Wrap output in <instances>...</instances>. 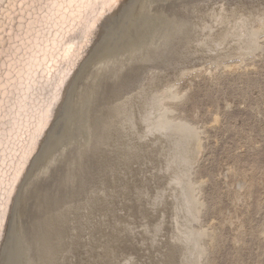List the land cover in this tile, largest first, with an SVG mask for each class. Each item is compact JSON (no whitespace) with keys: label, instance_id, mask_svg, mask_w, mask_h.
I'll list each match as a JSON object with an SVG mask.
<instances>
[{"label":"bare ground","instance_id":"obj_1","mask_svg":"<svg viewBox=\"0 0 264 264\" xmlns=\"http://www.w3.org/2000/svg\"><path fill=\"white\" fill-rule=\"evenodd\" d=\"M156 1L157 0H116V2L114 4H111V0H92L90 7H85L83 10H80V9L77 10V12L79 14L76 17L75 23H67L63 19H59L57 22H53L51 17H54L56 15V12H59V9L55 10V12H52L51 17L42 18V20L38 22V30L30 28V26L27 24V22H25L23 29H21V34L26 39L30 36V34L32 32H35L36 34L34 36H31V40H32L31 45L25 46L23 41L19 42L21 45V48L23 49V51H22L23 59L20 62V66H19L20 71L17 73V75L15 77L17 83L15 85H12L9 87V89H8V91L4 97V106L6 109L4 119L6 122H8L9 117H11V120L8 123L5 130L12 136V140L14 141L15 145L17 146V150L20 151L21 156H24L25 154H27L30 157V159L25 161L26 167L24 169L25 175L23 177V182L18 185L14 202L10 206L9 214L6 216V218L3 222V226L0 227V264H32V263L37 264V262L39 260L42 261L41 264H44V262L47 263L48 261H50L51 260L50 258L55 257V256L52 257L53 252H55V251L58 252V249L55 250V247H56V244L60 243V241L57 243V240H58V236H60L59 235V232H61L60 230L63 229V223L64 222H62L63 221L62 219L65 218V215H64V218L62 217L63 210H62V212L60 211L63 207L61 204L62 202L60 203V205L58 203L60 202L59 199L61 197L60 195L62 194L60 191L63 188V187L61 188V186L63 184V180L65 178L67 179V176L66 177L64 176V174H63L64 170H63V173L60 171L62 174L58 173V174L62 175V176L58 175V176H60V180L58 178L55 180L52 179L53 182H46L45 181L46 178L44 179L42 177H44L45 175L47 176L49 174L52 175L53 172L56 170V168L58 166L57 164L59 163V161L61 160V162H62V160H64L65 158H66L65 159L66 164H68V166H67L69 169L68 171L69 172L74 171L76 173L78 172V170L81 167L82 168L84 167V170H85L86 167L88 168L89 166H91L93 164V161H95V159H96L95 151L98 150L97 146L102 145L104 140L108 139V138H105V136H106L105 130L109 128L107 125L109 124L110 120L113 118V117L111 118V115H113V114H110L113 111L110 112L111 111V110H109L110 107H108L107 104L109 102V99L111 98L112 93L114 95L115 94L114 92L118 88L116 86L117 88L115 89V87L113 85H110L108 83L109 81H107V80H111L112 77L123 67V65H128V64H126V62L130 58H134V56L137 58H141V55H140V57L138 55V54H140V53H138V51L141 50L143 46H145L144 44H146L145 43L146 40H148V38L152 36V35L150 36L148 34V30L150 29L149 28V22H148L149 21L148 20V17H149L148 13L150 11L148 12V9L150 7H154L153 5H155L154 2H156ZM172 1H175V0H172ZM165 2H167V1H165ZM168 2H170V1H168ZM231 2H232V0H231ZM231 2H230V4L232 5ZM156 3H157L156 4V6H157L161 2L157 1ZM176 4H177V2H176ZM183 4L184 3H182V5ZM227 4H229V3H227ZM233 4H234V2H233ZM260 4L263 5V3H261V2H260ZM172 5H175V4L171 3L170 6L167 5V9L164 7H161V4H160V6L158 5L159 9L162 11L160 13V15L166 13V14H164V16L165 17L167 16L166 20L168 18L171 20V21L167 20V22L169 21L170 25L172 23L171 26L173 27L171 32H170V30L167 31L168 33L170 32V35L167 34V36H169V37L168 38L166 37L167 40L165 39V43L163 42V44H162V42L160 41L161 44L163 45V47L160 49L161 45L159 46V44H157L159 46V49H160L159 51L157 50V52H156V48H157L156 46L157 45H155L156 48H153V49L151 48L149 50L150 54H148V55L149 56L151 54L153 55V57L150 56V58L156 59V60H158V62L160 61L161 63L169 64L174 59L177 61L178 58H176V57H178V55L180 53H181V55L183 53L184 60H185V58H187L188 59L187 62H189V58H191L189 56H192V58H193V56H195V54L198 55L199 53H201V54H199L200 57H204V58L202 59L199 57L198 59H201L200 61L208 63L209 66H210V64H213V66H214V64L222 65V59H223L224 55L227 54L225 52L228 50H225V52H223L222 49H219V51H222L223 53H225L224 55L222 54V52L218 53V50H216L217 54L215 56H212L210 54L211 55V57H210L208 55L205 56L206 54L204 53V50H202L201 48H203V49L204 48L205 49L211 48L212 49V46H213V49H216V47H218V46H219L218 48H222V46L224 44H225V46L228 45L227 42L228 41L231 42L230 41L231 39H235L238 42V47L233 48L235 51H236V49L242 50V49H249L252 47L255 48L256 46L253 43L254 39L258 36H264V12L261 11L262 13L260 12L258 14L257 11H254L258 14V15L256 14L257 15L256 17H258L259 21L257 20V18L255 20L254 19L255 17L252 18L251 13L253 12L255 4L252 5V3L249 2L248 0H247V2L237 1V4L235 3L233 8H231L232 6L229 5L230 7L228 6L227 10H225L223 7L218 6L219 8H217V9L223 8L225 10V12L224 11L221 12L222 10L220 11V13L215 12L216 14H214L213 18H216L215 20H217V22L216 21L215 22L218 24H216L213 21L216 24L215 25V24L211 23V25L213 24L214 28L209 26L210 28H212V29H209V27H208L209 24L207 22H205L203 20L201 22V23L205 22L208 24V25L205 24L207 26L204 25L205 29H207V28L209 29V32H207V34H202L203 32L200 31V27L202 28L204 26L195 27L194 24H191L193 20L189 23L192 26H190V25L188 26L187 24L189 22V19H191V18L188 19L189 14L186 13V15H184V14L182 15L179 13L180 12L179 11L178 12L180 14L179 15L175 11V9L177 7L175 8ZM178 5H180V3L177 4V6ZM218 5H220V3ZM162 6H164L163 2H162ZM165 6H166V4H165ZM215 6H217V5H215ZM257 6L259 7L260 5H257ZM257 6H255V8H257ZM208 7H209V5H208ZM184 8H187V7H184ZM211 8L214 9L213 6H211L210 9ZM259 8H257V9H259ZM263 8H264V6H263ZM157 9H156V11L159 10V9L158 10ZM180 9H182V8H180ZM205 9H207V8H205ZM184 10H186V9H184ZM216 10H212V11L214 12ZM261 10H263V9L261 8ZM119 13H121L120 16H118ZM210 13L209 14L207 13V15L211 16ZM117 16L119 18L116 20ZM156 16H157V14H156ZM157 17H155L156 20L159 18V17L158 18ZM194 17H193V19H194ZM213 18H210V19L212 20ZM251 18L254 19L255 21H257L256 24L253 23L255 21L251 22ZM152 19L153 18H151V22H152ZM155 19H153V20H155ZM158 20H160V18ZM163 20H162V22H163ZM18 21H19V18H18ZM152 23H154V22H152ZM155 23H156V21H155ZM160 23L161 22H159V26H161L163 24V23L162 24H160ZM251 23H253V24H251ZM111 24H112V28L107 33L106 30L108 29V27ZM184 24H186V25H184ZM254 24H255V26H254ZM164 25H166V24H164ZM201 25H203V24H201ZM250 25H253V26L251 27ZM151 26H153V25L151 24ZM156 26L159 27L158 25H156ZM161 28H162L161 31L163 32V29H164L163 26ZM203 29L204 28H202V31H203ZM153 30H154V28H153ZM204 31L206 32V30H204ZM104 32H106L107 34L102 39L101 37H102V35H104ZM156 32H157V30H156ZM45 33H47V35H45ZM151 34H152V30H151ZM160 35L162 36L161 33H160ZM165 35H166V33H165ZM165 35L163 34L164 38H165ZM155 36H157V33ZM195 36H196L195 42H194L195 47L192 46V48H190L191 49L190 50L189 49V44H190L189 42H191L192 39L194 40ZM100 39H102L101 43L99 44V46L97 47V49L93 53V55L91 57H89L90 53L93 51V48L97 45V43ZM154 39H157V38H154ZM158 39L160 40V38H158ZM235 40L234 41L232 40V41L235 42ZM151 41H152V39H151ZM148 43H150V41L147 42V44ZM155 43H157V42H155ZM197 44H198V46H196ZM236 44L237 43L235 42V45ZM148 45H150V44H148ZM151 45H153V44H151ZM220 45H221V47H220ZM230 45H232V44H230ZM32 49H35L36 52L34 53L32 51ZM145 49H146V47H145ZM145 49H144V52H146L148 50V49H146V51H145ZM213 49L211 52H213ZM225 49H227V48H225ZM253 50L255 51V49H253ZM142 51H143V49H142ZM153 51L156 53H151ZM246 51H247L246 53L248 54V52H250V49H249V51L248 50H246ZM202 52H203V55H202ZM36 53H44L45 55L37 56ZM53 53H55L54 59H53ZM94 54H95V56H94ZM143 54L146 57H149L145 53H143ZM143 54H142V57L144 56ZM248 55L243 54L242 57H245ZM230 56H233V55H230ZM235 56L237 57V54ZM45 58H47L48 63L51 65V67H43L42 71H39V72L36 71L35 69H39L42 67L43 60ZM137 58H135V59H137ZM150 58H148L147 60L149 61ZM228 58H230V57H228ZM36 59H39L41 61V63L37 64ZM224 59H225V57H224ZM130 60H132V59H130ZM142 60H144V57L142 58ZM156 60H154V62ZM134 61H136V60H134ZM198 61L199 60H197V62ZM138 62H140V61H138ZM149 62H151V61H149ZM130 63H131V61L129 62V65H130ZM135 63H137V62H135ZM135 63H133V65H135ZM153 63H152V66H153ZM240 63H242V62H240ZM146 64L148 65V62ZM143 65H144V63H143ZM154 65H156V64H154ZM141 66H142V64H141ZM141 66L139 68H141ZM186 66H187V64H186ZM135 67H136V65H135ZM145 67L147 68V66H145ZM148 67H150V66L148 65ZM187 67L189 68V65ZM187 67H186V69H187ZM127 69H129V67ZM133 69L134 68H132V70ZM142 70H144V69H142ZM176 72L169 74V77L166 79V83L164 82L165 83L164 86L167 88H169V86H170L172 92L170 91V89H163L162 90L163 92L165 90L166 91L168 90L170 92L168 94H166L168 91L164 92V95L160 93L161 95H163L162 97L166 96L168 101H166V100L165 101L168 103L170 102V104H171V102L174 101V99H176L175 98L176 95L174 94L175 90H172V88L174 87L173 85L175 83H177V82L174 83V81H176L177 77H178V79H180L179 77L183 73L182 72V73L178 74ZM128 73H126V74H128ZM217 73H218L217 70L216 71L213 70V72H211V71L209 72V75L211 77H214L217 75ZM122 75H123V73H122ZM138 75H140V73ZM128 76L133 77V74L132 75L130 74ZM109 77H111V79ZM116 78H114V79H116ZM119 78L121 80V77H119ZM125 79H123V80H125ZM61 81L63 83H61ZM121 81L119 83H121ZM113 82H115V81H113ZM126 83H127V80H126L125 84ZM175 85H177V84H175ZM138 87H139V85H138ZM150 87H151V85H150ZM154 89L155 88H153L152 90H154ZM123 90H124V88H123ZM159 90L160 89H158V91ZM150 91H149V93H150ZM156 93L159 94L157 91L154 92V94H151V93L150 94H151V96L153 95L154 98H156V96H158V95H155ZM121 95H123V94H121ZM125 96H126V94H125ZM125 96H124V98H126ZM151 96H150V100L148 97L147 98L145 97V99H144L145 101H143V103L142 102L139 103V104H141L142 107H144V108H142L144 111L139 109V112H138V109H137V110H132L131 114H129L130 118H129V120L127 119L128 120V127L126 128L128 132L125 131L124 135L121 133L122 136L121 135L120 136L121 137L126 136V138L128 136L131 137L132 134H129V133L130 132L132 133L133 130H135L136 132L135 133L133 132V134L135 135L136 138L134 137L135 139L133 140V142L132 141H130V142L124 141L125 143L121 142V143H123L122 144L123 149L120 148L119 150H120L122 155L125 153H126L125 155L129 154L128 156H125V158L126 157L132 158V156H135V155L138 156L140 154H145L147 152L151 156H153L152 154H154L155 156L156 155L159 156V154L161 153L159 157L164 158L162 161H164L165 164H167V167L165 166V169H166V174L168 176L162 182V187H160L161 184L158 186L159 188L157 187V191H160L162 188H165V189H162L160 193H163V191L165 193V191L167 190V193L168 192L170 193L168 195L171 196V198L173 200V205H172V203H171L172 206L170 205L172 213L170 216L168 215V217H169L168 220L170 221L169 224L172 226V228H171L169 225V228L172 229L171 230L172 231V234H171L172 238L170 237L171 241L169 240L170 242H169V244H167L168 246L166 245L167 248L164 246L166 249L169 248L166 252V256H168L167 262H168V264H176L175 262H177V263L179 262L180 264H207V262H209L207 260L208 254L211 252L212 247L210 245H207V244L204 245L201 242L204 229L202 228L203 232L201 233V231H202L200 229L201 225H199L195 228H192L190 226L191 223H196L197 220L200 219L198 217L199 215H201V217L203 216L204 208H205L204 207L205 205L203 203L200 204L196 198L198 192L196 191L195 185L193 184L194 183L193 177L195 174L193 172L194 167L193 168L191 167L193 164L191 166L190 165L187 166L186 174H185V172L184 173L182 172V171H184L183 168L186 165H188L187 164L188 161L191 160L190 156H191V154L193 155V153H192V152H194L193 149L194 150H196L197 148L201 149L200 148L201 147L200 146L201 145L200 144L201 139L199 138V135H198L199 132L197 133V129L195 130V128H197V126L194 122L183 123V122H181V120L176 119L173 116V112L175 113V110L173 111V109L170 108L171 107L170 104L164 105L163 102H165V101H162L161 104H163V105H161L159 102L158 104L153 103L152 107H151V103H150V105L148 104L151 101V98H153ZM116 97H117V95H116ZM101 98H102V100H101ZM124 98H122V99H124ZM136 98H139V97H136ZM84 99L88 100V107L91 104L90 107H92V109H90V110H91V113L96 116L95 118H98V120H99V118L100 119L103 118L101 122H103V123L106 122L103 125V127L99 126V125L97 127H95L94 126L95 123H94V125L92 123V122H94V120H93L94 118L92 119L90 117V119H92L91 123L89 122V119H87L89 116L88 117L85 116L87 120L85 118H82V114H81L79 106L81 105V103L83 102ZM115 99L117 100L118 97ZM153 99H152V101H154ZM160 99H158V100L161 101L162 99L161 100ZM158 100H155V102H157ZM118 101H120V100H118ZM118 101H116V102H118ZM113 103H115V102L113 101ZM122 103H124V102H122ZM146 104L149 105L150 107H147ZM85 105H87V104H85ZM121 105H118V106H121ZM145 105L147 107V110L150 111L151 109H155L156 112L160 113L159 118L153 117V119H151L152 117H150V115L146 112ZM114 106L116 107L115 104H114ZM105 108H107L106 110H108V111H106L105 113L102 114L101 112H104ZM169 108L172 110H170ZM49 110L51 111V115L48 114ZM112 110H114V109H112ZM86 111H87V109H86ZM151 112H152V110L150 111V113ZM93 115H92V117H93ZM114 115H116V114H114ZM117 116H118V114H117ZM149 117L151 120L150 119L148 120ZM114 119H116V117ZM124 120H126V119H124ZM60 122H61L62 126H61L60 132L58 133L57 127L60 124ZM101 122H100V125H101ZM112 122H114V120ZM84 123H85V127L88 128L86 131L87 134H86V132H84V134H86V136H85V138H81V141H80L77 138L80 137V134L81 135L83 134V128L84 127L82 126V124H84ZM114 123H116V122H114ZM106 126H107V128H106ZM116 126H117V123H116ZM99 127H100V129H99ZM110 127H112V126L110 125ZM37 133H39V135H37ZM56 134H58L57 138H55L57 136ZM107 134H110V133H107ZM109 138H111V137L109 136ZM199 139H200V141H199ZM52 141H53V143H52ZM79 141H80V143H77ZM105 141H107V140H105ZM108 143H110V141ZM108 143H107V145H108ZM112 143H113V141H112ZM104 145H106V143ZM107 145H106V148H107ZM146 145L149 146V149H146ZM193 145H195V146H193ZM70 146L71 147L75 146L76 150L71 149L70 151H68ZM125 146H126V148H125ZM29 147H31V149H32L31 152H28ZM80 147H81V149H80ZM84 148H86V149H84ZM99 150H100V148H99ZM96 153H97V151H96ZM119 155L120 154H118V156ZM130 155H131V157H129ZM120 157H123V156L120 155ZM193 157H194V155H193ZM133 158L137 159V157L136 158L133 157ZM118 159H120V158H118ZM121 159H123V158H121ZM113 160H115V159H113ZM129 161H131V160H129ZM156 161H158V160H156ZM160 161H158V162H160ZM162 161H161V163H162ZM162 164H164V163H162ZM109 165H110V162H109ZM161 166H163V165H160V167ZM52 168L53 169L55 168V170L53 171ZM162 170H163V167H162ZM164 170H163V172H164ZM180 170H182V171H180ZM179 171L182 172L184 175L180 176V174H182V173L179 174ZM74 175H75V173H74ZM92 176L93 175H91V177ZM70 177H72L71 173H70ZM76 177H74V178L76 179ZM88 177H90V176H88ZM164 177H166V176H164ZM103 179H106V177ZM31 180H33V181L30 184ZM70 180L71 179L69 178L68 182ZM79 180H77V181L79 182ZM101 180H99V181H101ZM84 182L85 181H83V183ZM89 182H91V181H89ZM75 183H76V181H75ZM80 183H79V185H80ZM76 184H78V183H76ZM96 184L97 183H95L96 187L100 186V185H96ZM99 184H100V182H99ZM118 184H120V182L115 184V185H118ZM82 185H80V186H82ZM102 185H104V184H102ZM75 186H77V185H75ZM83 186H82V189L84 188ZM90 188H92V184H91ZM93 188H94V186H93ZM77 189H75V190H77ZM80 189H81V187H80ZM79 190L75 191V194L79 195L80 191H81V190L80 191ZM92 190H94V189H92ZM122 190H124V189L121 187V191H119V192H122ZM86 191L87 190H85V192ZM94 191H92V192H94ZM157 191H155V192H157ZM90 192L91 191H89L88 193L91 194ZM72 193H73V195L71 197L74 198V196H75L74 192H72ZM157 193H159V192H157ZM160 193H159V195L157 194L158 197L156 196V194L154 195V198L156 196L158 199L157 200L155 199L156 202L154 201L155 204L152 202V205L153 204L157 205V206L160 205L161 202L159 200H161V196L163 195V197H165L164 195L167 194L166 193V194L160 195ZM70 194H71V192H70ZM83 194L84 193H82L81 195H83ZM121 194L122 193H120V195ZM92 196H95V195H92ZM92 196L90 195L89 198L93 199ZM117 196H119V195H115V197H117ZM71 197H70V200H71ZM97 197H99V196H97ZM33 198L36 199L34 201V206H35L34 210H33V208L32 209L29 208L30 205L28 204L29 201H31V199H33ZM119 198H121V197H119ZM122 198H124L123 195H122ZM151 198H153V197H151ZM75 199L76 198H74V200ZM84 199L85 200L87 199L86 200L87 202L89 200H91V199H88V197L85 198V196H84ZM96 200L97 199L94 198V200H92V201H94V203H95ZM102 200H103V198H102ZM102 200H99L100 202L97 200L100 205L102 204L101 203ZM107 200L108 199H105L106 203H107ZM109 200H108V205L112 208L115 205L114 204L113 206H111L114 201L113 202L111 201L112 204L110 205ZM112 200H113V197H112ZM76 201H78V200H76ZM92 201H90V202H92ZM105 201H103V203ZM116 201H117V199H116ZM87 202H85V205L88 206ZM90 202H89V204H91ZM64 203H65V201H64ZM106 203H105V205H102V207L106 206ZM92 204H93V202H92ZM74 205H76V204H74ZM100 205L97 207H100ZM32 206H33V204H32ZM68 206H69V204H68ZM44 207H45V209L47 207H49L50 210L53 209L52 212L53 211L54 212L52 213V215L55 212H56V215L55 216L53 215V217H51L50 214H49L50 216L46 215L47 213L51 212L50 210H48L49 208L47 209L49 212H47L46 214L43 215L42 212L44 210ZM51 207H52V209H51ZM92 207H93V205H92ZM95 207H96V205H95ZM110 207H108V208H110ZM168 208L170 209V207H168ZM47 210H45V211H47ZM103 210H105V208H103ZM45 211L43 213H45ZM105 211H107V214H109L108 213L109 210H105ZM165 212H168V210ZM165 212H163V213H165ZM181 214H184L183 215L184 220L180 219V221L181 220L183 221L180 224L179 223L180 221L178 218H180L179 216H181ZM183 216H181V217H183ZM195 218H197V220H195L196 222L193 221V219H195ZM163 220H164V218L160 219V221L162 223L164 222ZM232 220L233 219H231L230 221H232ZM160 221H159V223H160ZM75 222H76V220H75ZM77 224H78V221H77ZM154 224H155L154 226L156 227V223H154ZM163 224H165V223H163ZM80 225H81V223H80ZM159 225L161 226L162 224L160 223ZM261 225H262V228H261L262 230H260V232L262 231L261 236L264 238V217L262 219ZM81 226H80V228H81ZM77 227H75L76 231H77ZM155 227L153 228V231L157 233L158 227H156V228ZM193 227H194V225H193ZM199 229L201 231H199ZM155 230H157V231H155ZM151 231H150V233H151ZM153 233H151V234H153ZM156 233H154V234H156ZM80 234H81V232H80ZM104 234H102V235H104ZM154 234H153L152 238H154ZM148 235L149 234L147 233V237H148ZM100 238H101V236H100ZM105 238H106V236H105ZM145 238H146V236H145ZM101 239H103V238H101ZM209 239H210V237H209ZM211 240L212 239H210V243H211ZM98 241H99V239H98ZM105 242H107V241H105ZM77 243H79V241L75 243V246ZM167 243H168V241H167ZM95 244H97V243H95ZM77 245H79V244H77ZM103 246L104 245H102V247ZM57 248H59V247H57ZM64 248H66V246ZM80 248L78 247V250ZM34 249H36L35 250L36 253L33 251ZM62 249H63V246L61 247L60 250H62ZM108 249H110V248H108ZM74 250H75V248H74ZM88 250H90V249H88ZM105 250L107 251V249H105ZM64 251H65V249H64ZM106 251H105V253H106ZM108 252L109 251H107V253ZM60 253H61V251H60ZM162 253L164 254L165 252H162ZM53 255H55V254H53ZM89 255H90V253H89ZM102 255H103V253H102ZM109 255H110V252L107 256L109 257ZM93 256H95V254ZM166 256H165V258H166ZM108 257H105V258L107 259ZM88 258H87V260H88ZM94 258H91V259L94 261L95 260ZM105 258H104L105 262L103 264H111L112 263L111 257H110L111 259H109V260L108 259L106 260ZM55 259H56V257H55ZM79 260L82 261L83 259L80 258ZM89 260H90V258H89ZM101 260L104 261L103 259H101ZM110 260H111V262H110ZM40 261H39V263H40ZM90 261H89V263H91ZM51 262H49L48 264H51ZM80 262H79V264H81ZM85 262H83L82 264H84ZM97 262L99 264L100 261L97 260ZM54 263H55V261H54Z\"/></svg>","mask_w":264,"mask_h":264},{"label":"rangeland","instance_id":"obj_2","mask_svg":"<svg viewBox=\"0 0 264 264\" xmlns=\"http://www.w3.org/2000/svg\"><path fill=\"white\" fill-rule=\"evenodd\" d=\"M157 1L161 2L158 4L159 6L161 4V7H164L166 9H167V5L170 6V4L173 3L175 5H172V6H174L175 8L177 7L175 9V11L177 13L180 11L179 13L182 15L183 14L186 15V13L189 14L188 19L189 18H191V19H189V22L187 24L188 26L189 25L192 26L191 24H194L195 27H197V26L199 27V26H204L205 24L208 23L209 24V25L207 24L208 27L211 26L212 28H214L213 24H215L217 22V20H215L216 18H213L214 14H216L217 12L220 13L221 10H222L221 12H223V11L225 12V10L228 9L229 5L232 6L231 8H233L235 3L237 4V1L247 2V0H234V1L232 0V2H231V0H228L229 2L227 0H207V1L206 0H195V1L190 0L191 2L189 0H187L188 2L186 0L185 1L184 0H182V1L181 0L180 1L179 0H177V1L176 0L175 1L157 0ZM165 1H167V2L170 1V2H168L169 3L168 4ZM248 1L251 2L252 5L255 4L253 12L257 11L258 14L261 11L264 12V8H263V6H264L263 1L264 0H255V1L254 0H248ZM156 2H154V4H155V5H153L154 7H150L148 9V12L150 11L149 12L150 14L148 13V16H149L148 22H149V28H150L148 30V34L150 36L151 35L152 36L149 37L150 39L148 38V40H146L145 43L147 44V42L150 41V43H148L150 45L144 44L145 46L142 47L143 51H142V49L138 51V53H140L138 55H139V57L141 55V58H137L135 56H134V58H130V59H132V60L134 59L136 61H134V60L132 61L129 59L128 61L129 62L131 61L130 65H129V62L127 61L126 64H128V65H123V67H122L123 69L121 68L113 76L114 78L117 77L116 79H114L113 77L111 79V77H109L112 81L107 80V81H109L108 83L110 85H113L115 87V89L118 87L116 89V91L114 92L115 94L113 95V93H112L111 98L109 99V102L107 104L108 107H110L109 108V110H111L110 112L113 111L110 114H113V115L116 114L114 116L111 115V118L112 117L113 118L110 120L109 124L107 125L109 128L106 129L107 126L105 128L106 129L105 135L107 136V137L105 136V138H108L105 140H107L108 142L110 141V143H108L107 141L104 140L103 144L101 143L102 145L97 146L98 147V150H96L97 153L95 151L96 159H95V161H93V164L91 166H89L88 168L86 167L85 170H84V167L83 168L81 167L79 169L80 171L78 170L77 173L74 171L69 172L68 171L69 169L67 167L68 164H66V161H65L66 158H65L64 160H62V162L60 160L59 163L57 164L58 169L56 167H55L56 170H55V168L54 169L52 168L53 171L55 170L52 175L49 174L47 176L45 175L44 177H42L44 179L46 178L45 179L46 182H53V180L58 179V178L60 180V176H62L60 174L63 173V170H64V173H63L64 176L65 177L67 176V179L65 178L63 180V184L61 186V188L62 187L63 188L60 191L62 194L60 193L61 197L59 199L60 202L58 203L60 205V203L62 202L61 204L63 207L60 211L62 212V210H63V214H62L63 218L65 215V218L62 219L63 220L62 222H64L63 223V229L60 230L61 231V232H59L60 236H58V240H57V243L59 241H60V243L56 244V247H55V250L58 249V252H56L54 250L55 252L52 253V257L55 256L56 259H55V257L50 258L51 260L48 261L47 263L44 262V264H48L51 261H52L51 264H79V262L81 261V260H79L80 258L83 259L80 262L81 264L85 261L86 262L84 264H88L90 260H91L90 261L91 263H89V264H96V263L98 264L97 260L100 261L99 264L100 263L103 264L105 262L104 258L108 257L107 255L109 254V252H110L111 256L109 255V257L107 259L109 260L112 258L111 264H165V263L168 264V262H167L168 256H166V252L169 248L168 249H166V248L168 246L167 244H169V242L171 241L170 237L172 234V231H171L172 229L169 228L170 221L168 220V218H169L168 215L170 216L172 213L171 206L173 205V200H172L171 196L168 195L170 193L169 192L167 193V190L165 191V193H164V191H163V193H160L161 190L165 189V188H162L161 190L159 189L160 191H157V187L160 184H161L160 187H162V182L168 176L166 174V169H165V166L167 167V164H165V162L162 161L164 158L159 157L161 153L159 154V156L158 155L155 156L154 154H152L153 156H151L148 152L147 153L144 152L145 154H140L138 156H136V155L132 156V158L137 157V159H134V158L132 159V158H128V157L125 158V156H128L129 154L125 155L126 154L125 153L122 155L119 149L123 147L122 146L123 143L130 142V141L133 142V140L136 138L135 135L133 134V132L134 133L136 132L135 130H133L132 133L131 132L129 133V134H132L131 137H129V136H128L129 138L128 137L126 138V136L121 137L122 134L124 135L125 131H127L126 128L128 127V120L130 118L129 114H131V111L138 109V112H139V109L143 110L142 108H144V107H142L141 104H139V103H141V102L143 103V101H145L144 100L145 97L146 98L148 97L150 100L151 94H154V92H156V91L159 94L156 93L155 95H158V96H156V98H154V96L152 95L151 97H153L154 99L151 98V101L148 103L149 105L151 103V107H152L153 103L158 104L160 102V104H161L162 101H165V100L168 101L166 96L162 97L164 95V92H167L168 90L167 91L165 90L164 92L162 90L163 89H170V91H171L170 86H169V88H167L164 85L166 83V79L169 77V74L176 72V71H177L176 73H178V74L183 72L181 74V76L179 75L180 79H178V77H177L176 81H174V83L177 82V83H175L177 85L172 84L174 86L172 88V90H175L174 94L176 95L175 96L176 99H174V101L171 102V104H170V102L168 103L166 101L163 102V104L164 105L170 104L171 105L170 108H172L173 111L175 110V113L172 111L173 116L176 119L181 120V122H183V123L194 122L197 126V128H195V130L197 129V133L198 132L200 133V134L198 133V135H199V138L201 139V141L199 139V141L201 142L200 143L201 149H199V148H197V149L195 148L196 150L193 149L194 152H192V153H193L194 157L191 154V156H190L191 160L188 161V163H187L188 165H186L185 167L183 166L184 168L182 167L184 169V171H182L183 169L180 171H182L183 173L185 172V174H186L187 166H189V165L191 166L193 164L191 166L192 168L194 167L193 172L195 173L194 177H193V182H194L193 184L195 185V189L198 192V194H197L198 197L196 196V198L200 204L203 203L205 205L204 206L205 208H204L203 216L201 217V215H199L198 217L200 219H198V220H197L198 217L193 219V221L197 220V222L195 221L196 223H191L190 226L192 228H195V227L201 225L200 229L202 231L199 229V231H201V233L203 232V229H204L201 242L204 245L207 244V245H210L212 247L211 252L208 254L207 260L209 262H207V264H264V243H263L264 238L261 236L262 231L260 232V230H262L261 229L262 228L261 222H262V219L264 217V38H263L264 36H258L254 39L253 43L257 48L256 47L255 48H253V47L249 48L250 49V52H248L249 55L246 53L247 52L246 50L249 51V49H242V50L236 49V51L233 49V48L238 47V42L235 39H231L230 40L231 42L228 41L227 42L228 45L225 46V44H224L222 46V48H218L219 47L218 46V47H216V49H213V46H212L213 52H211L212 51L211 48L210 49L209 48H207V49L201 48L202 50H204V53L206 54V55L205 54L204 55L205 56L208 55L210 57H211V55L215 56L217 54L216 50H218V53L222 52V51L225 52V50H228L225 52L227 54L222 52L223 55L225 54L224 55L225 59H224V57H223L224 60L222 59V65L214 64V66H213V64H210V66H211L210 67L208 63L202 62V61H200L201 59H198L200 57L199 54H201V53H199L198 55L195 54V56H193V58H192V56H189V57H191V58H189V62H187L188 61L187 58H185V60H184L183 53H182V55L180 53L178 55V57H176V58H178L177 61L174 59L175 61L173 60L172 62H170L171 64L170 63L169 64L161 63L160 61L158 62V60H156V59L150 58V56L153 57V55L152 54L150 56L148 55V54H150L149 50L151 48L153 49V48L157 47L156 52H157V50L159 51L163 47L162 44H163V42L165 43V39L167 40V38L169 37V36H167V34L170 35V32H171L173 27L171 26L172 23L170 25L169 21H171V20L169 18L167 19V20H169L167 22V20H166L167 16L166 17L164 16V14H166V13L160 15V13L162 11L159 9L158 5L156 6V4H157ZM162 2H163L164 6H162ZM176 2H177V4L180 3V5L177 6ZM205 2L206 3L208 2V3L206 4ZM230 2L232 3V5L230 4ZM233 2H234V4H233ZM260 2L263 3V5L260 4ZM182 3H184L183 4L184 6L182 5ZM219 3H220V5H218ZM227 3H229V4H227ZM165 4H166V6H165ZM208 5H209V7H208ZM215 5H217V6H215ZM257 5H260L259 6L260 8ZM211 6H213V8H214V9L211 8L212 10H216L219 7H223L225 10L223 8H220V9H217L218 11L216 10L213 12L210 9ZM255 6H257V8H259V9L255 8ZM184 7H187V8H184ZM180 8H182L183 10ZM205 8H207V9H205ZM261 8L263 10H261ZM156 9L158 11H156ZM184 9H186V10H184ZM253 12L251 13L252 18L255 17L254 19L256 20V18H257V20H258V17H256L258 14L256 12H254V13ZM207 13L208 14L210 13L211 16H208ZM120 14L121 13H119L118 16H120ZM156 14L160 18L161 21L158 20L159 18L156 16ZM118 16H117L116 20L119 18ZM155 17H157L158 19L156 20ZM193 17H194V19H193ZM151 18L155 19V20L152 19V22H154V23L151 22ZM210 18H213L214 20L213 19L211 20ZM252 18H251V22L255 21ZM162 20H163V22H162ZM202 20L207 22V23H205V22L201 23ZM155 21H156V23H155ZM191 21H192V23L189 24ZM213 21L214 22L216 21V22L214 23ZM159 22H161L160 24H162V23L163 24L161 26H159ZM256 22L257 21H255L253 23L256 24ZM211 23H213V24L211 25ZM253 23H251V24H253ZM151 24L154 27L151 26ZM164 24H166V25H164ZM201 24H203V25H201ZM216 24H218V23H216ZM255 24H254V26H255ZM156 25H158L160 28L157 27ZM184 25H186V24H184ZM207 25H205V26H207ZM110 26L106 30L107 33L112 28V24ZM162 26L164 28L163 32L161 31ZM205 26L202 27V28H204L203 31H202V28L200 27V31L203 32L202 34H207V32H209V29H212L210 27H209V29L208 28L205 29ZM250 26L252 27L253 25H250ZM153 28H154V30H153ZM155 29L157 30V32ZM151 30H152V34H151ZM168 30H170L169 33L167 32ZM204 30H206V32ZM107 33L104 32V35H102L101 38L103 39ZM156 33H157V36H155ZM160 33L162 34V36L160 35ZM165 33H166V35H165ZM163 34L165 35V38H164ZM154 38H157V39H154ZM158 38H160V40ZM195 38H196V36L194 37V40L192 39V41H191L193 44L191 42H189L190 43L189 49L192 48V46L195 47V43H194ZM102 39H100L98 41L97 45L93 48V51L90 53L89 57H91L93 55V53L96 51V49L99 46V44L101 43ZM151 39H152V41H151ZM232 40L233 41L235 40V42L237 44L235 45V42H233ZM160 41L162 42V44ZM155 42H157V43H155ZM229 43L232 45H230ZM151 44H153V45H151ZM157 44H159V46L161 45L160 49H159V46ZM155 45H157V46L155 47ZM196 46H198V44ZM145 47H146V49H148L147 51H146ZM220 47H221V45H220ZM225 48H227V49H225ZM144 49L146 52H144ZM219 49H222V51H219ZM253 49H255L256 52ZM156 52L153 51L151 53H156ZM143 53H145L149 57H146ZM142 54L144 55L143 57H144L145 61L142 60V58H143ZM236 54H237V57L235 56ZM243 54L248 55V56L242 57ZM202 55H203V52H202ZM230 55H233V56H230ZM94 56H95V54H94ZM228 57H230V58H228ZM135 58H137V59H135ZM148 58H150L149 61H151L152 63L154 62V60H156L158 63L155 61L153 63V66H152V63L147 60ZM200 58L203 59L204 57H200ZM197 60H199L200 62L198 61L199 62L198 63ZM138 61H140V62H138ZM146 61L148 62V65L150 67H148V65L146 64L147 63ZM135 62H137V63H135ZM240 62H242L243 64ZM133 63H135L136 67H135V65H133ZM143 63H144V65H143ZM141 64H142V66H141ZM154 64H156V65H154ZM186 64H187V66L189 65V68L186 66ZM140 66H141V68H139ZM145 66H147V68ZM128 67H129V69H127ZM186 67H187V69H186ZM132 68H134V69L132 70ZM142 69H144V70H142ZM213 70L214 71L217 70L218 73L216 76L211 77L209 75V72L210 71L213 72ZM125 72L128 74H126ZM122 73H123V75H122ZM139 73H140V75H138ZM130 74L131 75L133 74V77L132 76L129 77L128 75H130ZM119 77H121L122 81L120 80ZM123 79H125V80H123ZM126 80H127V83L125 84ZM113 81H115V82H113ZM120 81H121V83H119ZM138 85H139V87H138ZM150 85H151V87H150ZM123 88L125 91L123 90ZM153 88H155L156 90L155 89H154L155 91L152 90ZM157 88L160 90L158 91ZM149 91L151 94L149 93ZM170 91H168L166 94H168ZM160 93L163 95H161ZM121 94H123V95H121ZM125 94H126V96H125ZM116 95L118 97L117 100L115 99V98H117ZM124 96L126 98H124ZM136 97H139L140 99L136 98ZM122 98H124V99H122ZM157 98L160 99L161 101H159ZM152 99L154 101H152ZM85 100L86 99H84L83 102L81 103V105L79 106L81 114H82V118L86 119V117L89 116L87 119H89L90 123H91V120L94 118L93 119L94 122H92L93 125L95 123V125H94L95 127H97L98 125L103 127V125L106 122L105 123L101 122L103 118L102 119L99 118V120H98V118H95L96 116L93 115L91 113V110H90V109H92V107H90L91 104L89 105V107H90L89 108L88 107V100H86V101ZM101 100H102V98H101ZM110 100L111 101L113 100L115 103H113V101L111 102ZM118 100H120L121 102ZM155 100H158V101L155 102ZM116 101H118L120 104ZM122 102H124V103H122ZM85 104H87V105H85ZM114 104L116 105V107L114 106ZM163 104H161V105H163ZM118 105H121V106H118ZM146 105H145V107H146ZM149 105H147V107H150ZM147 107L145 109H146V112L150 115V117H152L151 119H153V117L159 118L160 113L156 112L155 109H151L153 113L152 112L150 113L151 110L150 111L147 110ZM86 109H87V111H86ZM106 109L107 108H105L104 112H101V113L103 114L106 111H108ZM112 109H114L115 111ZM172 109H170V110H172ZM117 114H118V116H117ZM92 115H93V117H92ZM90 117L92 119H90ZM115 117H116V119H114ZM150 117L148 118V120L150 119ZM124 119H126V120H124ZM113 120H114V122L117 123V126H116V123L112 122ZM100 122H101V125H100ZM110 125L112 127H110ZM61 126L62 125L60 122V124L57 127L58 133L61 130ZM82 126L84 127V128L82 127L83 128V134L82 135L80 134V137L77 138L80 141H81V138H85V136L87 134L86 131L88 129L87 127H85V123L82 124ZM99 129H100V127H99ZM84 132H86V134H84ZM107 133H110V134H107ZM56 135L57 136L55 138L58 137V134H56ZM109 136L111 138H109ZM80 141L77 143H80ZM112 141H113V143H112ZM121 142H123V143H121ZM52 143H53V141H52ZM105 143H106V145L108 143L107 148H106V145H104ZM193 146H195V145H193ZM70 147H69L68 151H70L71 149L76 150L75 146L74 147L72 146L71 148ZM99 148H100V150H99ZM125 148H126V146H125ZM80 149H81V147H80ZM84 149H86V148H84ZM146 149H149L148 145H146ZM118 154H120L123 157H120V155L118 156ZM129 157H131V155ZM118 158H120V159H118ZM121 158H123V159H121ZM113 159H115V160H113ZM129 160H131V161H129ZM156 160H158V161L161 160L162 163H164V164H162L161 161L158 162ZM109 162H110V165H109ZM156 165L157 166L159 165V166L157 167ZM160 165H163V166L160 167ZM162 167H163V170L165 169L164 172L162 170ZM180 171H179V174L182 173ZM58 173H60V174H58ZM70 173H71L73 178L70 177ZM74 173H75V175H74ZM183 173L180 174V176H183L184 175ZM58 175H60V176H58ZM91 175H93V176L91 177ZM88 176H90V177H88ZM101 176L103 178L106 177V179H103ZM164 176H166V177H164ZM74 177H76V179ZM48 178L49 179L51 178V179L49 180ZM69 178L71 179L70 180L71 182L70 181L68 182ZM77 180H79V182ZM99 180H101L102 182ZM32 181L33 180L30 181V184ZM75 181L78 184H76ZM83 181H85L84 182L85 184L83 183ZM89 181H91V182L93 181V182L91 183ZM99 182H100V184H99ZM119 182H120V184H118L119 186L115 185ZM79 183H80V185H82L84 187L83 188L84 190L82 189V186L79 185ZM95 183H97L96 185H100V186L96 187ZM91 184H92V188H90ZM102 184H104V185H102ZM75 185H77V186L79 185L81 187V189L79 186L77 187ZM93 186H94V188H93ZM121 187L125 191L122 190V192H119V191H121ZM75 189H77V190L80 189L82 192L79 190L80 194L79 195L75 194V191H77ZM92 189H94V190L96 189L97 191L96 190L94 191ZM85 190H87L88 192L91 191L90 192L91 194H89L87 191L85 192ZM92 191H94V192H92ZM155 191L159 192L160 195L167 193L166 195H164L165 197H163V195L161 196V200H159L161 202V204L159 203L160 205H158V206L154 205L155 204L154 201L156 202V200L158 199L157 194L159 195V193H157ZM70 192H71V194H70ZM72 192H74V195H75L74 198H76L75 200L73 197H71L73 195ZM82 193H84L83 195L85 196V198L88 197V199H91V200H89L87 202L86 201L87 199L85 200L84 196L81 195ZM120 193H122V194L120 195ZM155 194L157 197L155 196V198H154ZM90 195L91 196L95 195L96 197L92 196L93 197V199H92V198H89ZM115 195H119V196L115 197ZM122 195L124 198H122ZM97 196H99V197H97ZM70 197H71V200H70ZM112 197H113V200H112ZM119 197H121V198H119ZM151 197H153V198H151ZM94 198L97 199L98 201L102 200V198H103V200L101 202L102 204L100 205L99 204L100 201L98 202L97 200L94 203V201H92V200H94ZM115 198L117 199V201ZM33 199H31V201H29L28 204L30 206L29 205L28 206H29V208H31V209L33 208V210H34V208H35L34 201L36 199L35 198H33ZM105 199H108V200L110 199L109 200L110 205L114 201L111 206H113L114 204L115 205L111 208L108 205V200L106 203ZM76 200H78V201H76ZM64 201H65V203H64ZM90 201H92L93 204ZM103 201H105V202L103 203ZM85 202H87L88 206L85 205ZM89 202L91 204H89ZM152 202L154 203L153 205H152ZM105 203H106V206L102 207V205H105ZM171 203H172V205H171ZM32 204L34 207L32 206ZM68 204H69V206H68ZM74 204H76V205H74ZM92 205H93V207H92ZM95 205H96V207H95ZM99 205H100V207H97ZM108 207H110V208H108ZM168 207H170V209ZM48 208L49 207H47L45 209V207H44L43 212L45 210H47ZM103 208H105V210H109L108 211L109 214H107V211L103 210ZM51 209H52V207H51ZM48 210H50V208ZM48 210L45 211V213L42 212V214L43 215L46 214L47 212H49ZM52 210H50L51 212L47 213L46 215H48V216L51 215V217H53V215L55 216L56 212L52 215V213L54 212V211L52 212ZM167 210L170 214L168 212H165ZM163 212H165V213H163ZM183 215L184 214H181V216H183ZM181 216H179L180 218H178L179 221H180V219L184 220V216L183 217H181ZM161 218H164L163 223H165V224H163L160 221ZM231 219H233V220L230 221ZM75 220H76V222H75ZM182 220L179 222L180 224L183 222ZM77 221H78V224H77ZM159 221L162 224L161 226L159 225L160 224ZM79 222L81 223L82 226L80 225ZM154 223H156V227H158L157 228L158 231L155 230V231H157V233L153 231V228L155 227ZM79 225L81 226L82 229L80 228ZM193 225H194V227H193ZM75 227H77V231L79 233L76 231ZM170 227L172 228L171 225H170ZM151 230L154 233H156L157 235L154 234ZM150 231H151V233L154 234V238H152L153 234H151ZM80 232H81V234H80ZM147 233L149 234L148 237H147ZM102 234H104V235H102ZM100 236L103 239H101ZM105 236H106V238H105ZM145 236H146V238H145ZM209 237H210V239H212L211 243H210ZM98 239H99V241H98ZM78 241H79V243H77V244H79V245L76 244V246H77L76 247L75 243ZM105 241H107L109 244ZM167 241H168V243H167ZM95 243H97V244H95ZM102 245H104L103 246L104 248L102 247ZM62 246H63V249H62L63 251L60 250ZM65 246H66V248H64ZM57 247H59V248H57ZM78 247L79 248L81 247V248L78 250ZM74 248H75V250H74ZM108 248H110V249H108ZM64 249H65V251H64ZM88 249H90V250H88ZM105 249H107V251H109V252L107 253V251ZM35 250L36 249H34L33 251L35 252ZM59 250L61 251V253ZM105 251H106V253H105ZM162 252H165V253L163 254ZM89 253H90V255H89ZM102 253H103V255H102ZM53 254H55V255H53ZM94 254H95V256H93ZM164 255L166 256V258ZM88 257L90 258V260ZM87 258H88V260H87ZM91 258H94L95 260L93 261ZM101 259H103L104 261H102ZM111 260H110V262H111ZM39 261L38 262L36 261L37 264L42 263V261H40V263H39ZM54 261H55V263H54ZM175 263L180 264L179 262L178 263L175 262Z\"/></svg>","mask_w":264,"mask_h":264},{"label":"snow or ice","instance_id":"obj_3","mask_svg":"<svg viewBox=\"0 0 264 264\" xmlns=\"http://www.w3.org/2000/svg\"><path fill=\"white\" fill-rule=\"evenodd\" d=\"M91 2L92 0H0V227L9 214L18 185L23 182L25 161L30 159L27 154L21 156L12 136L5 130L11 117L8 122L4 119L6 111L4 97L9 87L17 83L15 77L20 71L19 66L23 59V49L19 42L23 41L25 46L31 45V36L36 34L32 32L26 39L21 34V29L27 22L30 28L38 30V22L44 17H51V13L57 9L59 12L51 17L53 22L63 19L67 23H75L79 14L77 10L90 7ZM115 2L116 0H111V4ZM32 51L36 52L35 49ZM36 63L39 64L41 61L36 59ZM43 67H51L47 58L43 60L42 67L35 70L42 71ZM48 114L51 115L50 110ZM31 151L29 147L28 152Z\"/></svg>","mask_w":264,"mask_h":264}]
</instances>
